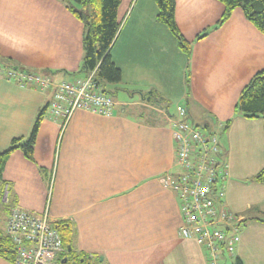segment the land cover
Wrapping results in <instances>:
<instances>
[{
  "label": "crops",
  "instance_id": "1",
  "mask_svg": "<svg viewBox=\"0 0 264 264\" xmlns=\"http://www.w3.org/2000/svg\"><path fill=\"white\" fill-rule=\"evenodd\" d=\"M174 2L189 53L157 21L154 0L120 1L110 54L121 81L105 88L115 95L113 115L76 111L61 129L45 110L33 159L16 149L5 161L3 233L17 206L52 224L68 221L73 251L90 264H206L203 247L179 236L178 200L158 181L177 173L168 118L181 104L189 121L219 134L228 159L224 201L240 225L221 263L264 264V172L256 178L264 170L263 121L235 113L241 90L264 69V34L239 7L218 25L219 0ZM83 28L61 0H0V66L54 82L82 75ZM52 94L0 74V151L27 138Z\"/></svg>",
  "mask_w": 264,
  "mask_h": 264
},
{
  "label": "built area",
  "instance_id": "2",
  "mask_svg": "<svg viewBox=\"0 0 264 264\" xmlns=\"http://www.w3.org/2000/svg\"><path fill=\"white\" fill-rule=\"evenodd\" d=\"M95 72L96 68L85 75L54 82L49 75L0 66V74L21 87L53 90L46 109L59 120L61 129L76 111L113 115L115 95L101 87ZM168 126L177 173L165 171L158 181L178 200V234L203 247L206 264H222L221 253H232L240 221L224 201L229 164L219 134L189 121L184 106H178L177 114L169 116ZM4 233L14 250V264H64L66 248L47 215H34L14 206L9 210Z\"/></svg>",
  "mask_w": 264,
  "mask_h": 264
},
{
  "label": "trees",
  "instance_id": "3",
  "mask_svg": "<svg viewBox=\"0 0 264 264\" xmlns=\"http://www.w3.org/2000/svg\"><path fill=\"white\" fill-rule=\"evenodd\" d=\"M65 6L83 23V55L80 74L85 75L96 68L95 79L106 90L107 85H115L121 81V72L111 58L110 50L121 24L117 21V8L121 0H61ZM157 7L156 19L165 24L176 37L179 47L189 53V43L180 34L174 21V0H154ZM223 6L218 25L222 24L239 7L261 33L264 34V0H219ZM1 62V61H0ZM4 62V61H3ZM110 92V91H108ZM44 106L37 113L27 138H14L10 144L0 151V187L4 184L2 172L9 154L20 149L25 157L33 159V147L39 123L44 116ZM235 113L246 118H260L264 127V69L256 72L241 90L235 104ZM264 170L256 178L262 179ZM1 190V189H0ZM264 222V219H260ZM59 232L66 248V263L87 264L89 260L83 254L72 249V228L68 221L59 220L53 224ZM0 257L14 262V250L9 238L0 228ZM232 264H242L236 259Z\"/></svg>",
  "mask_w": 264,
  "mask_h": 264
},
{
  "label": "rangeland",
  "instance_id": "4",
  "mask_svg": "<svg viewBox=\"0 0 264 264\" xmlns=\"http://www.w3.org/2000/svg\"><path fill=\"white\" fill-rule=\"evenodd\" d=\"M178 106H183V105H179V104H176L175 106H174V108H175V110L172 112V113H174V114H177V107ZM173 109H171L170 111H172ZM199 127H201V126H199ZM2 207V204H0V208Z\"/></svg>",
  "mask_w": 264,
  "mask_h": 264
},
{
  "label": "water",
  "instance_id": "5",
  "mask_svg": "<svg viewBox=\"0 0 264 264\" xmlns=\"http://www.w3.org/2000/svg\"><path fill=\"white\" fill-rule=\"evenodd\" d=\"M16 68H17V66H15ZM66 262V259L63 261V263H65ZM87 264H89V263H87Z\"/></svg>",
  "mask_w": 264,
  "mask_h": 264
}]
</instances>
